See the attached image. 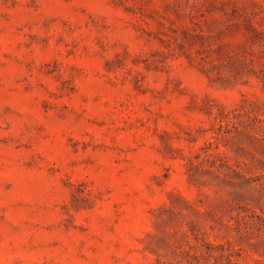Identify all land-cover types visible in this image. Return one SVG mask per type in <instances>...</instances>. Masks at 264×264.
Returning a JSON list of instances; mask_svg holds the SVG:
<instances>
[{
	"label": "rangeland",
	"instance_id": "374dc122",
	"mask_svg": "<svg viewBox=\"0 0 264 264\" xmlns=\"http://www.w3.org/2000/svg\"><path fill=\"white\" fill-rule=\"evenodd\" d=\"M0 264H264V0H0Z\"/></svg>",
	"mask_w": 264,
	"mask_h": 264
}]
</instances>
